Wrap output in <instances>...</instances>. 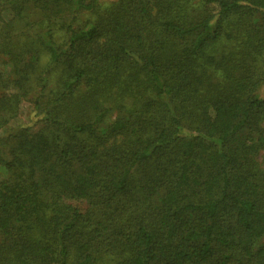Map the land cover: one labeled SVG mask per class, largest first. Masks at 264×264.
Masks as SVG:
<instances>
[{"label":"trees","instance_id":"trees-1","mask_svg":"<svg viewBox=\"0 0 264 264\" xmlns=\"http://www.w3.org/2000/svg\"><path fill=\"white\" fill-rule=\"evenodd\" d=\"M0 88V264H264V0H0Z\"/></svg>","mask_w":264,"mask_h":264},{"label":"rangeland","instance_id":"rangeland-1","mask_svg":"<svg viewBox=\"0 0 264 264\" xmlns=\"http://www.w3.org/2000/svg\"><path fill=\"white\" fill-rule=\"evenodd\" d=\"M102 3H110L114 0H100ZM7 15V14H5ZM8 74L5 73L4 76H7ZM1 89V88H0ZM32 102L30 100V98H24L21 100L20 102V109H19V114L17 115L16 118H14V120L12 121V124L17 125L19 123H23L25 121H27L30 118L31 115V111L33 109L32 106ZM262 158V156H261Z\"/></svg>","mask_w":264,"mask_h":264}]
</instances>
